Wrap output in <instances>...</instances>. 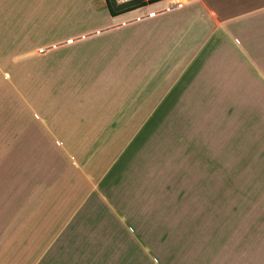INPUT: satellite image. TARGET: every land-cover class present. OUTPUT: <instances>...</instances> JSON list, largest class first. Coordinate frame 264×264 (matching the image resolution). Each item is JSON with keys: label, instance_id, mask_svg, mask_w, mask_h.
<instances>
[{"label": "crops", "instance_id": "1", "mask_svg": "<svg viewBox=\"0 0 264 264\" xmlns=\"http://www.w3.org/2000/svg\"><path fill=\"white\" fill-rule=\"evenodd\" d=\"M168 1L0 0V264H264V0Z\"/></svg>", "mask_w": 264, "mask_h": 264}, {"label": "rangeland", "instance_id": "2", "mask_svg": "<svg viewBox=\"0 0 264 264\" xmlns=\"http://www.w3.org/2000/svg\"><path fill=\"white\" fill-rule=\"evenodd\" d=\"M135 1L138 0H134L132 2L125 4H118L117 1V5L119 7H122L124 5L131 4ZM225 121H227V119ZM8 150H9L8 145H3L2 148V152H3L2 161L4 162L3 165L9 162L4 160L5 152H7ZM155 164L157 166V171H156L157 175L151 177L150 184L152 185L151 186L152 190L149 189L147 190V199L150 200L152 204L155 203L154 210L156 211V214L158 216L160 215L168 216L170 210V202L174 203L175 200H178L181 197L180 194H183L182 192H184L181 191L185 185V176L184 174H182L184 173V171L179 170L177 166H174L173 169L169 167L168 157H166L163 160L162 159L157 160ZM0 183L9 186L12 185L14 181L11 178H9V176L7 175H0ZM157 203L159 204V207H157ZM145 211L146 212L143 213H146L147 216L144 217L145 219H149V215H151L150 212H153V208L152 207H149L148 209L146 208ZM143 226L145 227L144 229H146L144 230V232L146 233H150L149 231L152 232V230L154 229V227L152 228V225L146 224ZM129 239H131V237L128 236V240ZM143 242L146 244L147 248H149V246H151L150 244H152V241H150L147 238L146 240L145 238H143ZM136 262H137L136 259L131 260V264H134Z\"/></svg>", "mask_w": 264, "mask_h": 264}, {"label": "trees", "instance_id": "3", "mask_svg": "<svg viewBox=\"0 0 264 264\" xmlns=\"http://www.w3.org/2000/svg\"><path fill=\"white\" fill-rule=\"evenodd\" d=\"M162 1L164 0H138L131 4L118 7L116 0H106L110 13L113 17H117Z\"/></svg>", "mask_w": 264, "mask_h": 264}, {"label": "built area", "instance_id": "4", "mask_svg": "<svg viewBox=\"0 0 264 264\" xmlns=\"http://www.w3.org/2000/svg\"><path fill=\"white\" fill-rule=\"evenodd\" d=\"M124 1L127 2L128 0H124ZM170 1H172V0H170ZM170 1H168V2H170ZM181 7H182V3L178 2V3H176V4H173V5L168 6L167 8H164V9H162V10H159V11L156 13V15H157V14H160V13H163V12H166V11H170V10L175 9V8H181ZM146 18H152V17H151L149 14H147V15H142V16H139V17L135 18L134 20L127 21V22L124 23L123 25H126V24H128V23H130V22L141 21V20L146 19ZM153 18H154V17H153ZM73 42H74V40H70V41L67 42V44L72 45ZM39 53H40V54H43V53H44V50H40Z\"/></svg>", "mask_w": 264, "mask_h": 264}, {"label": "bare ground", "instance_id": "5", "mask_svg": "<svg viewBox=\"0 0 264 264\" xmlns=\"http://www.w3.org/2000/svg\"><path fill=\"white\" fill-rule=\"evenodd\" d=\"M177 2V1H176ZM178 3V2H177Z\"/></svg>", "mask_w": 264, "mask_h": 264}]
</instances>
